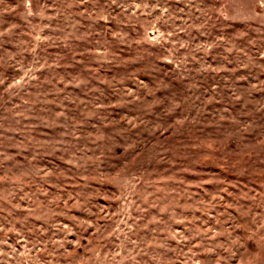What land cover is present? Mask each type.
<instances>
[{
    "label": "rangeland",
    "instance_id": "rangeland-1",
    "mask_svg": "<svg viewBox=\"0 0 264 264\" xmlns=\"http://www.w3.org/2000/svg\"><path fill=\"white\" fill-rule=\"evenodd\" d=\"M0 264H264V0H0Z\"/></svg>",
    "mask_w": 264,
    "mask_h": 264
}]
</instances>
